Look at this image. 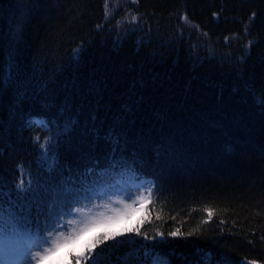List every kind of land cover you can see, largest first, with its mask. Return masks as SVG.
Listing matches in <instances>:
<instances>
[{
  "label": "trees",
  "instance_id": "trees-1",
  "mask_svg": "<svg viewBox=\"0 0 264 264\" xmlns=\"http://www.w3.org/2000/svg\"><path fill=\"white\" fill-rule=\"evenodd\" d=\"M10 47L18 52V81L33 86L21 108H14L15 88L0 86V175L15 184L22 166L25 183L27 174L48 180L38 162L49 138L59 157L56 186L68 167L77 179L82 153L102 168L111 145L101 139L93 149L95 113L103 129L122 119L117 155L155 181L151 203L135 205L81 244L69 243L55 264H76L90 238L130 227L147 233L148 244L163 232V249L191 252L188 242L195 241L212 251V264H223L222 256L231 264H264V106L256 102L264 98V0H0V67ZM76 49L79 61L72 58ZM65 105L79 114L78 123L57 137ZM33 118L57 124L45 130L29 125ZM38 195L50 199L53 186ZM206 207L214 212L210 221ZM46 211L32 210L41 228ZM197 227L193 236L168 235ZM126 236L135 233L117 239ZM188 264L203 262L191 256Z\"/></svg>",
  "mask_w": 264,
  "mask_h": 264
},
{
  "label": "snow or ice",
  "instance_id": "snow-or-ice-1",
  "mask_svg": "<svg viewBox=\"0 0 264 264\" xmlns=\"http://www.w3.org/2000/svg\"><path fill=\"white\" fill-rule=\"evenodd\" d=\"M20 31L21 28L18 26L13 33L14 37L18 38ZM80 52L81 49L74 50L73 60L79 61ZM17 55V49L14 47L6 51L4 64L0 67V86L6 89L11 84L15 88L14 108H21L28 88L33 85L30 79L18 81L21 70L16 62ZM256 102L264 106V98L256 97ZM78 115V113L72 115L66 105L62 107L59 112L62 123L57 125L56 136L72 132L73 127L78 123ZM90 119L93 122L90 129L94 142L93 149L95 141L101 139L111 145L110 151L104 157L102 168L99 167L94 155L82 153L84 168L75 170L77 179L73 178V170L68 167L69 176L64 177L61 170L60 183L56 186L52 174L58 167L59 157L54 150H50L49 138L41 144L38 162V168L49 173L48 180L41 183L40 179H33L27 174L25 183L26 173L22 166L18 167L21 178L15 184L0 175V264H44L61 248L77 241L84 233L97 228L109 229L121 217L129 216L131 211L136 210L129 204L124 205L123 211L112 207L113 203L124 204L125 200L133 199L132 189L136 190V198L142 205L151 203L155 181L138 176L133 167L135 161L128 160L122 154L117 155L121 139L125 136L122 130L118 131L122 119L114 118L107 129L95 126V113L90 115ZM28 124L50 130L49 125L57 124V121L33 118L28 120ZM84 127H87V124ZM36 140L39 141V137H36ZM33 184L39 186L38 190L46 192L51 184L55 195L50 199H42L38 195V190L33 189ZM141 189L147 192V196L140 191ZM111 196L122 198L111 201L108 199ZM94 200H107V202L100 205L95 204ZM33 208L41 214H45V208L47 209L43 228L40 222L33 221ZM100 208L104 210L100 211ZM204 211L210 221L214 215L213 210L206 207ZM198 231L199 227L187 233L176 228L168 235L174 238L193 236ZM133 232L135 236L117 239ZM156 235L161 239L155 244H148L146 241L150 237L147 233H141L138 227L122 228L119 232L104 230L90 238V242H86L81 251L76 253V264H81V258L90 259V264H173L174 259L180 260L182 264H188L191 256L198 257L203 264H212V251L200 247L195 241L188 242L191 252L185 250L178 252L174 246L168 249L159 248L161 244H167V241L163 239V232L157 231ZM136 236H143V239L137 240ZM110 240L114 243L100 247ZM85 248L87 256H85ZM97 248L99 251H94ZM68 255L73 254L70 251ZM222 261L223 264H231L226 256H222ZM217 264L221 262L218 261Z\"/></svg>",
  "mask_w": 264,
  "mask_h": 264
},
{
  "label": "rangeland",
  "instance_id": "rangeland-1",
  "mask_svg": "<svg viewBox=\"0 0 264 264\" xmlns=\"http://www.w3.org/2000/svg\"><path fill=\"white\" fill-rule=\"evenodd\" d=\"M141 192H144L145 190L144 189H141L140 190ZM146 195H147V193H145ZM136 191L135 192H133V199H131V200H127L124 204H115V203H113V205H112V207L113 208H116V209H119V210H125V208H124V205L125 204H129V205H132L133 206V208H134V206L135 205H137V206H142V204L139 202V200L136 198ZM108 199H110L111 201H116L117 200V197L116 196H111L110 198H108ZM101 202H98V201H96V200H94V203L95 204H100V205H102V204H104V203H106L107 202V200H100ZM100 211H103L104 209L103 208H100L99 209ZM131 213H132V211H131ZM124 217H126V216H124ZM95 229H93V230H91V231H88V232H86V233H84L77 241H75V243H77V244H81L83 241H85L86 240V238H88V235H90L93 231H94ZM78 246V245H77ZM62 249V248H61ZM61 249L59 250V252H57L49 261H45L44 262V264H55V262H56V256L58 255V254H60V252H61Z\"/></svg>",
  "mask_w": 264,
  "mask_h": 264
}]
</instances>
